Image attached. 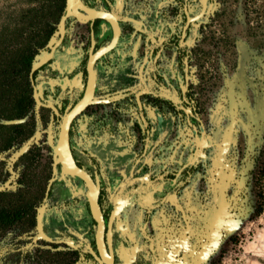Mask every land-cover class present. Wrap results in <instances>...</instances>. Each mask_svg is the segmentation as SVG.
<instances>
[{
    "label": "flooded vegetation",
    "instance_id": "flooded-vegetation-1",
    "mask_svg": "<svg viewBox=\"0 0 264 264\" xmlns=\"http://www.w3.org/2000/svg\"><path fill=\"white\" fill-rule=\"evenodd\" d=\"M83 1L89 6L108 10L115 3V0ZM125 3L126 0H123L122 13L134 16L142 23L141 29H136L130 22H121L119 42L111 50L119 46L125 32L132 39L129 51L131 63L124 82L128 94L116 101L128 100L127 108L134 118L133 126L138 131L136 143H139L140 148L123 153L113 141H106V121L101 116L92 115L94 107L101 103L90 104L78 113L69 129V144L75 163L84 168L94 181L96 176L99 177L98 201L105 225L102 236L103 251L97 242V223L89 207L85 181L65 171L60 163L54 171L60 116L52 107L38 104L33 96L35 84L40 100L47 103L52 98L59 112L63 113L69 104L73 105L83 95L84 89L81 86L86 80L85 64L90 47L91 25L89 22L83 23L75 17H69L62 42L53 55L34 71L33 83L29 76L33 99L31 108L21 118L7 122L2 120L18 127L0 128V215L6 210L13 217L8 224L0 217V249L19 255L22 249L30 248L34 253L13 260L0 258V264H101L100 260L102 264H108L110 257L112 264H199L209 245L211 239L206 237L209 228L205 226L208 220L204 223L202 220L200 225H193L178 196L199 167L204 173V164L201 163H204L214 145L206 148L205 156L197 165L184 168L173 180L175 172L187 161L195 148L194 131L187 123L183 110L155 92L166 86L181 94L180 81H184L185 77L184 58L188 55L189 79L186 96L189 102L184 104L192 106L193 111L198 112L203 121L198 100L204 86L200 77H206L203 73L207 71L203 65L206 59L211 60L219 44V54L222 57L226 51L222 49L223 43L227 46L221 24L226 15L225 7L222 8L224 4L220 0H144L145 9L132 12L126 10ZM208 8V14L204 12L199 19L189 21L183 34L187 16L193 17ZM92 28L96 39L95 48L111 38L112 28L105 19L96 18ZM144 28L146 31L142 30ZM57 31L58 23L35 55L50 51L59 36ZM80 71L83 74L79 80ZM135 84L139 90L149 89L140 95L143 112L148 121L147 127L139 117L135 93L131 88ZM113 90L115 89L109 91ZM103 92L106 91L97 86L96 93ZM148 108L154 113L155 127L148 116ZM46 115L49 116L47 120L51 124H57L52 143L50 127L38 129V119L46 121ZM191 120L198 124L194 118ZM177 121L186 126L193 140L189 156L180 163L173 153L166 161L156 160L160 146L175 128ZM204 125L209 134L205 123ZM89 126L93 128L86 130ZM94 127L101 130L96 131ZM30 138H33L32 141L16 158L18 150ZM157 141L158 144L151 151ZM146 144L147 150L144 153ZM12 151L15 154L12 161H8V155ZM138 157L140 161L136 162ZM12 173L15 174L14 186L10 185ZM163 173L164 179L159 178ZM52 178L54 179L49 185ZM205 181L203 174L196 192L202 204L209 206L211 196L207 195L209 190ZM123 183L125 185L122 196L124 195L125 203L113 218L109 244L107 231L112 198ZM137 187L140 194L132 191ZM138 197L146 206L138 205ZM44 203L47 204L42 214L43 230L52 240L41 237L35 239L38 233L37 209ZM162 207H165L163 212ZM126 216L133 218V222ZM154 217L157 218L155 224L152 223ZM22 238L27 240L22 241ZM5 239H11V242L4 243ZM58 255L63 258L61 261L53 259Z\"/></svg>",
    "mask_w": 264,
    "mask_h": 264
},
{
    "label": "rangeland",
    "instance_id": "rangeland-1",
    "mask_svg": "<svg viewBox=\"0 0 264 264\" xmlns=\"http://www.w3.org/2000/svg\"><path fill=\"white\" fill-rule=\"evenodd\" d=\"M220 1L226 11L221 23L226 51L222 57L219 44L211 60L206 59V77L198 76L204 84L198 100L213 141L226 140L210 148L202 166L210 207H220V214L210 220L213 227L206 237L211 240L199 264H264V0ZM52 2L0 0V32L9 40L4 44H14L12 30L29 33L32 9L39 8L42 15ZM47 117L38 119V129L50 127L52 143L57 124ZM14 154L9 153L8 161ZM10 180L14 186V173ZM21 252L1 248L0 258L28 257L34 250Z\"/></svg>",
    "mask_w": 264,
    "mask_h": 264
},
{
    "label": "water",
    "instance_id": "water-1",
    "mask_svg": "<svg viewBox=\"0 0 264 264\" xmlns=\"http://www.w3.org/2000/svg\"><path fill=\"white\" fill-rule=\"evenodd\" d=\"M211 5V4H210ZM123 8V0H115L114 5H111V9H105L103 7L96 8L93 6H89L86 4L83 0H65V6L62 14L59 17L58 21V38L56 39L55 43L51 46L50 51L46 53H40L36 54L35 58L32 61L29 76L33 83V73L34 71L46 60H48L54 53V50L56 47L62 42L63 37L66 32V21L69 17H75L77 20L87 23L89 22L91 25V36H90V47L88 50V56L86 59L85 64V70H86V80L82 84L81 87H83L84 92L83 95L72 105L69 104L63 113H60L58 108L54 104V100L51 98L47 103H43L39 98V92L37 90V86L33 84V96L38 104H44L47 106H50L54 109V111L60 116L59 121V131L57 136V142L55 145V153H54V171H56V165L58 163L61 164L62 168L67 171L68 173L72 175H77L81 177L87 186V196L89 201V207L91 210V213L96 220V237L97 242L100 247V249L103 251V244H102V236L104 231V218L102 209L100 207L99 201H98V195H99V177L96 176V181L93 180L91 175L82 167H79L72 156V152L70 149L69 144V129L71 122L73 118L80 113L82 110H84L88 105L94 104V103H110L113 101H116L120 98L125 97L127 93L126 87H121L118 89H115L113 91H106L103 93H96V88L98 86V69H97V62L100 58L104 57L109 51H111L113 48H115L119 42V38L121 35V22H130L136 29H141V23L142 21L140 19L135 18L134 16L123 14L122 13ZM206 12L209 13L208 9H203L199 14L191 17L187 16V21L183 28V34L185 33V28L187 27L188 23L192 19H199L200 15L202 13ZM96 18H102L108 21L112 28V35L109 41H107L105 44L100 45L99 47L95 48L96 39H95V33L92 28L93 21ZM146 31V28L142 29ZM163 39H160L162 41ZM51 43V42H50ZM184 71H185V77L184 81H180L181 85V94L177 92L176 89L170 90L166 86H162L161 90L159 92H155V94H158L165 99L171 100L174 105L178 108L183 110V112L186 115L187 123L192 127L194 131L195 136V148L189 158L186 162L182 164V166L178 169L177 172H175V178L179 176L181 171L184 168H188L191 166L197 165V163L205 156L206 148L212 146V145H221L223 141L226 140V137H224L223 140L220 142L213 141L212 137L207 133L205 125L198 114V112H194L192 106L185 105V103H188L189 100L186 96V91L188 87V79H189V73H188V55L184 58ZM83 72H79V80L82 79ZM136 84L133 85L131 88L133 89V92L135 93L136 97V103L138 106V112L139 117L145 127L148 125V121L144 115L143 112V106L142 101L140 99V95L144 92H148L149 89H137ZM191 118H194L196 121H198V124L192 122ZM149 132V130H146ZM149 136L146 137L148 140ZM33 138L28 139L22 147L18 150L16 154V158L23 153V151L27 148L28 144L32 141ZM158 144V141L154 144V146L151 148V151L153 148ZM147 150V144L144 149V153ZM143 153V154H144ZM140 161V157L136 159V162ZM166 173V172H165ZM160 174L159 178L164 179V175ZM190 174V172H189ZM51 179L49 185L51 184ZM183 182V181H181ZM124 183L121 185L119 191L115 195L114 198H112V211L111 216L108 222V231H107V237L108 242L110 244L111 241V226L112 221L116 213L122 208L123 204L125 203L124 195L122 196V189L124 187ZM160 189V187L158 188ZM156 190V189H155ZM132 191L137 192L140 194L138 187L133 189ZM151 195L152 192H149ZM138 205L144 207L146 204L141 201V199L137 198ZM47 203H44L42 206H40L37 209L36 214V225H37V235L35 236V239L41 237L47 240H52L51 237H49L43 230V224H42V214L44 212V209L46 207ZM87 247L92 251V249L87 245ZM93 252V251H92ZM97 257V256H96ZM99 259V257H97ZM101 264L102 261L100 260ZM108 264H112V257H110Z\"/></svg>",
    "mask_w": 264,
    "mask_h": 264
},
{
    "label": "crops",
    "instance_id": "crops-1",
    "mask_svg": "<svg viewBox=\"0 0 264 264\" xmlns=\"http://www.w3.org/2000/svg\"><path fill=\"white\" fill-rule=\"evenodd\" d=\"M125 7L127 11L141 12L145 9L144 0H126ZM132 46V39L127 36L125 32L121 37L119 46L109 52L105 57L98 62V87L103 91H109L112 89H118L124 87V82L127 79V71L130 65L131 56L129 51ZM128 100L122 99L112 103L100 104L95 106V110L92 115L101 116L106 121L108 126L105 134L106 141L111 140L114 144L120 148L121 152H132L140 148L139 143H136L138 138V131L133 126L134 118L127 108ZM148 116L153 127H155V118L153 111L148 108ZM93 127L89 126L86 130H90ZM101 130V128H99ZM94 127V130H99ZM193 148V140L186 126L177 121L175 128L172 130L165 142L160 146L159 153L156 160L166 161L173 153L177 156L178 163L185 160L190 151ZM172 154V155H173ZM204 164L203 162L201 163ZM201 165V166H202ZM204 173L199 167L194 173L190 182L181 190L178 200L185 205L189 218L193 225H200L207 219L208 222L205 226L210 228L213 224H210V220L214 216L220 214V207H210L207 204H202L198 195V183L201 176ZM196 192V193H195ZM132 209V208H131ZM165 207L161 208L163 212ZM160 212V213H161ZM131 221L133 218L126 216ZM157 218L152 221L156 223ZM133 222V221H132Z\"/></svg>",
    "mask_w": 264,
    "mask_h": 264
},
{
    "label": "trees",
    "instance_id": "trees-1",
    "mask_svg": "<svg viewBox=\"0 0 264 264\" xmlns=\"http://www.w3.org/2000/svg\"><path fill=\"white\" fill-rule=\"evenodd\" d=\"M63 6L64 0H53L47 7L48 12L42 15L39 8L32 9L35 11L31 20L33 29L26 35L24 30L10 31V36H14V39L10 40L14 43L11 46L4 44L8 39H2L3 32H0V128L18 127L15 124H6L2 120L7 122L21 118L31 108L33 104L29 82L31 62L37 49L56 29ZM2 213L4 214L0 217L5 224L13 220L8 211L4 210Z\"/></svg>",
    "mask_w": 264,
    "mask_h": 264
}]
</instances>
